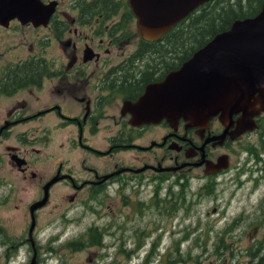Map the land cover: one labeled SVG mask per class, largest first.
Wrapping results in <instances>:
<instances>
[{
	"label": "flooded vegetation",
	"instance_id": "af4514ba",
	"mask_svg": "<svg viewBox=\"0 0 264 264\" xmlns=\"http://www.w3.org/2000/svg\"><path fill=\"white\" fill-rule=\"evenodd\" d=\"M14 4V14L0 18V164L37 182L38 195L28 211L49 183L46 203L33 211L34 229L38 211L50 202L57 184L72 190L63 199L73 206L113 181L142 178L137 181L142 185L147 173L159 178L199 168L196 173L213 179L205 186L213 187L215 176L234 183L230 172L238 164L232 154L239 144L249 145L254 135L264 141V109L250 127L241 123V112L231 120L218 113L201 125L182 117L175 126L166 118L131 121L133 104L147 86L163 80L194 51L180 54L177 42L168 45L169 32L178 35L173 33L177 24L147 38L128 0ZM61 131L67 135L59 152L40 157ZM52 157L57 159L50 164ZM40 158L45 165L38 167ZM156 247L150 240L143 259H151ZM124 248V262L140 256Z\"/></svg>",
	"mask_w": 264,
	"mask_h": 264
},
{
	"label": "rangeland",
	"instance_id": "374dc122",
	"mask_svg": "<svg viewBox=\"0 0 264 264\" xmlns=\"http://www.w3.org/2000/svg\"><path fill=\"white\" fill-rule=\"evenodd\" d=\"M255 3L220 0L194 25H184L178 51L187 53L202 37L208 39L205 28L210 22L216 28L224 26L223 8L232 5L245 13ZM65 132L48 148L42 147L40 157L58 153ZM250 140L239 149L233 146L232 162L238 164L230 172L234 183L215 176L213 187L205 186L213 179L196 173L199 168L159 178L147 173L142 185L137 184L142 178L113 181L73 206L63 199L72 190L57 184L50 202L38 211L33 241L27 235L28 204L38 195L37 182L24 179L7 163L0 164V264H31L34 254L35 264H264V141L260 135ZM53 159L57 158H47L50 164ZM39 161L35 165H45ZM152 239L156 251L144 260ZM124 246L140 256L131 255L124 262Z\"/></svg>",
	"mask_w": 264,
	"mask_h": 264
},
{
	"label": "water",
	"instance_id": "95a60500",
	"mask_svg": "<svg viewBox=\"0 0 264 264\" xmlns=\"http://www.w3.org/2000/svg\"><path fill=\"white\" fill-rule=\"evenodd\" d=\"M208 0H128L143 36L155 38L168 31L200 4ZM14 0H0V18L15 12ZM17 12V11H16ZM260 106L256 107L255 104ZM264 108V1L249 16L236 17L195 49L163 80L149 84L133 104V123L166 118L172 125L183 118L191 125L207 124L215 114L231 120L241 112L244 127ZM44 196L30 206L29 238L34 226L33 211L47 200ZM34 256L31 264H35Z\"/></svg>",
	"mask_w": 264,
	"mask_h": 264
},
{
	"label": "trees",
	"instance_id": "16d2710c",
	"mask_svg": "<svg viewBox=\"0 0 264 264\" xmlns=\"http://www.w3.org/2000/svg\"><path fill=\"white\" fill-rule=\"evenodd\" d=\"M220 0H209L207 2H205L203 5H201L200 7H198L197 9H195L193 12H191L185 19H183L182 21H180L177 25H176V30H177V33H175L173 31L174 34H179L180 32L183 31V27L184 25H187L188 27L191 26L192 24L194 25V23L200 19L203 15L205 14H208L209 12H211L212 10L210 9H214L217 4L219 3ZM263 0H256V3L254 4L253 7L250 6V8L248 9V11H245V13H238L236 11L235 8L232 7V5L230 6H227L226 8H223L222 11H221V15L220 17L223 19H225L222 24H225L224 26H220L218 28L215 27V23L212 21L208 24V26H206L205 28V32H209L210 34V37L217 31H220L222 29H224L225 27H228L230 25V22L236 18V17H244V16H249V15H253L255 14L260 6H261V3H262ZM250 2V1H248ZM251 4H252V1H251ZM242 4L241 3H237V6L242 8L241 6ZM210 10V11H208ZM197 28H201V27H197ZM172 32V31H171ZM169 32V39H168V45L169 46H172V43L173 41L174 42H177L179 37L178 35L176 36H173L172 33ZM201 40H203L201 42ZM200 40V42L198 41L197 44L199 46H201L203 43H205L207 41V38L205 39L204 37H202V39ZM179 47V41L176 43ZM181 46V45H180ZM197 47H195L194 49H196ZM211 188L207 189V190H210ZM262 258H264V256H262Z\"/></svg>",
	"mask_w": 264,
	"mask_h": 264
}]
</instances>
